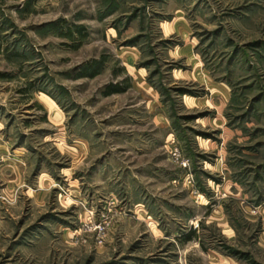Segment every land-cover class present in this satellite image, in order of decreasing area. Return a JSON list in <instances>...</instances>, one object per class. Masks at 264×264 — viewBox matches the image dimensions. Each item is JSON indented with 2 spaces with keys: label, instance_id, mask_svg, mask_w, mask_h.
<instances>
[{
  "label": "rangeland",
  "instance_id": "1",
  "mask_svg": "<svg viewBox=\"0 0 264 264\" xmlns=\"http://www.w3.org/2000/svg\"><path fill=\"white\" fill-rule=\"evenodd\" d=\"M235 252L264 264V0H0V264Z\"/></svg>",
  "mask_w": 264,
  "mask_h": 264
},
{
  "label": "trees",
  "instance_id": "2",
  "mask_svg": "<svg viewBox=\"0 0 264 264\" xmlns=\"http://www.w3.org/2000/svg\"><path fill=\"white\" fill-rule=\"evenodd\" d=\"M101 66H102L101 62H95L93 64H90L89 66H87V68H85V71L82 72L81 76L93 77L96 74H98V72L101 69ZM125 89H126V86L125 87H121L117 83H115V84L110 83V84H108L106 86V89L104 90L103 93L105 95H109V94H112V93H117V92L125 91ZM234 254L235 255L238 254L239 256H241L249 264H259L256 261L250 259L247 254H239L238 252H235Z\"/></svg>",
  "mask_w": 264,
  "mask_h": 264
}]
</instances>
